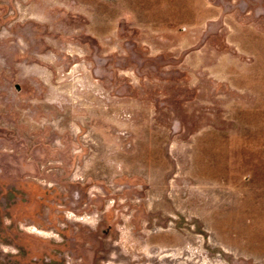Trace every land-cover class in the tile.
I'll return each instance as SVG.
<instances>
[{"label": "rangeland", "instance_id": "1", "mask_svg": "<svg viewBox=\"0 0 264 264\" xmlns=\"http://www.w3.org/2000/svg\"><path fill=\"white\" fill-rule=\"evenodd\" d=\"M0 264H264V0H0Z\"/></svg>", "mask_w": 264, "mask_h": 264}]
</instances>
